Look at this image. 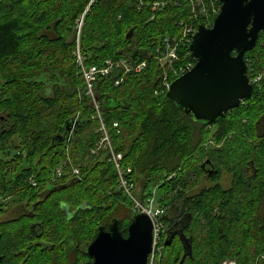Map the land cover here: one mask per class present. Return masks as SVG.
<instances>
[{"label":"trees","instance_id":"trees-1","mask_svg":"<svg viewBox=\"0 0 264 264\" xmlns=\"http://www.w3.org/2000/svg\"><path fill=\"white\" fill-rule=\"evenodd\" d=\"M86 10L81 51L87 66L148 63L141 72H113L96 84L112 145L124 154L123 167L132 168L127 178L137 197L163 188L174 200L168 212L183 199L192 239L184 264H264V32L245 54L249 77H260L252 98L211 131L167 93H155L166 70L155 58L163 40L180 37L182 22L205 24L186 0H0V264H82L100 227L117 219L126 236L136 214L106 152L92 154L100 123L74 53L76 22ZM188 51L181 42L176 65L196 62ZM251 159L257 174L249 177ZM207 161L216 166L208 178L214 184L189 194ZM223 172L232 176L228 188L218 182ZM162 238L157 264H179L183 243L165 246L164 232Z\"/></svg>","mask_w":264,"mask_h":264},{"label":"water","instance_id":"water-1","mask_svg":"<svg viewBox=\"0 0 264 264\" xmlns=\"http://www.w3.org/2000/svg\"><path fill=\"white\" fill-rule=\"evenodd\" d=\"M220 2V12L212 25L200 24L193 35L189 48L196 60L194 67L175 79L166 94L186 114L208 125L216 124L230 110L252 98L255 85L248 74L245 54L257 46L264 32V0ZM132 36L133 30L127 38ZM66 129L72 131L71 126ZM127 231L124 236L117 219L108 229L100 227L86 249L92 260L82 264H149L153 250L152 219L145 212L136 213ZM173 239L174 235L168 234L165 246H170ZM187 241L182 240L184 254L179 264L192 256L191 237Z\"/></svg>","mask_w":264,"mask_h":264},{"label":"built area","instance_id":"built-area-1","mask_svg":"<svg viewBox=\"0 0 264 264\" xmlns=\"http://www.w3.org/2000/svg\"><path fill=\"white\" fill-rule=\"evenodd\" d=\"M193 8V16L196 20L199 21L203 17L206 26H211V19L217 16L220 12L221 2L220 0H186ZM167 1H160L156 4L158 6H166ZM207 3H210L211 6H207ZM220 3V4H219ZM88 10V8H87ZM77 20L76 22V51L75 56L77 58L78 65L80 67L81 73L86 83V95L92 100V104L94 109L96 110V115L93 118H96L100 125L98 128V132L101 133L100 139L97 142L96 147L92 150V154L98 155L99 152L104 151L108 156V161L113 163L118 174H119V187L122 188L133 200L134 203V211L136 213L145 212L147 213L153 221V250L149 256L150 264H153L155 254L157 252L160 253L159 249L163 247V238L162 233L165 229V224L162 221L164 217L165 211L157 204L155 200L154 194L145 200H140L138 197L133 195V190L136 185L127 178V175L132 172V168L128 166L127 168L123 167V159L124 154L114 149L112 145L111 134L107 124L104 121V118L101 113L100 102L97 98L96 84L100 77H107L113 72H118V75H126L132 72H141L143 69L147 67V61L142 60L140 62L134 63L130 62L127 59H119L117 61L108 60L105 65H91L87 66L85 64V56H83L81 51V34L82 28L84 25V19L86 12ZM183 26V30L180 37H166L162 45L158 47L155 58L160 64L161 67L165 68L164 77L160 81V84L156 90V94L159 93H167L169 90L171 83L182 76L186 72L190 71L195 62L186 60V62L176 65V62L179 61V45L181 42L184 47H190L192 42L193 35L197 31L198 28L195 27L194 23H181ZM191 52L188 51L187 55H190ZM251 79V78H250ZM260 77L251 79L252 83H256ZM123 82V77L116 80L115 84L119 85ZM113 127L115 129L119 128V123L114 122ZM119 131V130H118ZM74 174H79V170L75 169L73 171ZM62 175V169L57 170V176ZM162 243V245H161ZM161 254V253H160ZM227 264H236L233 261H228Z\"/></svg>","mask_w":264,"mask_h":264},{"label":"flooded vegetation","instance_id":"flooded-vegetation-1","mask_svg":"<svg viewBox=\"0 0 264 264\" xmlns=\"http://www.w3.org/2000/svg\"><path fill=\"white\" fill-rule=\"evenodd\" d=\"M202 169L204 170V174L206 175V177L209 178L210 175L215 172L216 166L214 162L211 163L210 161H207L205 166L202 165ZM245 171L249 177L252 175L256 176L257 167L255 165V162L252 161V159L247 162ZM210 172L212 173L210 174ZM182 202H183V199H178V201L175 203L176 205L174 204L175 210H176L175 214L171 215L172 212L171 211L168 212V210L164 213L165 218H168L166 228L164 229V239L166 240L168 234L174 235L173 241L178 240L181 242V244H182V240L187 241V239H189L190 237V234L188 232L189 230L188 225L190 224L189 223L190 216L188 215L189 214L188 212L183 211L184 208H183ZM91 260L92 259L90 258V260H87V261H91ZM1 261H2V257H0V262ZM6 261L8 263H11L9 260H6Z\"/></svg>","mask_w":264,"mask_h":264},{"label":"rangeland","instance_id":"rangeland-1","mask_svg":"<svg viewBox=\"0 0 264 264\" xmlns=\"http://www.w3.org/2000/svg\"><path fill=\"white\" fill-rule=\"evenodd\" d=\"M207 5L208 6H211V4L210 3H207ZM182 30H183V27H182ZM182 30H181V32L180 33H182ZM76 51V50H75ZM74 54V53H73ZM157 90V89H156ZM155 93H156V91H155ZM211 126V131H214L215 129H216V126H215V124H212V125H210ZM60 169H62V168H60ZM74 171V170H73ZM191 180H193L192 181V187H190V189H189V194H191V195H194V194H196V193H198L199 191H200V189L201 188H203V187H207V186H211V185H213L214 184V182L213 181H210L207 177H206V175L204 174V172L203 173H197V175H195V176H193V178L191 179ZM224 188H228L229 186H230V184H231V182H232V176L230 175V174H228V173H226V172H223L222 173V175L220 176V180L218 181ZM162 183V182H161ZM156 186V185H155ZM163 191V188L162 189H160L159 187L158 188H155L154 189V196H155V200L157 201V204L159 205V206H161V208L166 212L167 211V209L170 207V205L169 206H167L166 204H170L171 202H172V204H173V202H174V200H169L168 199V197H167V195H166V193H167V190H165L164 192H162ZM138 192V190L136 189V187H135V189L133 190V195L135 196V197H137V195H136V193ZM11 199H12V197H7V198H5V199H2V202H8V201H11ZM0 201H1V197H0ZM176 213V210H173V212L171 213V215L172 214H175ZM15 220H16V222H18L19 221V219L18 218H14ZM165 228H166V224H165ZM165 240V239H164ZM175 241H177V240H175ZM161 245H162V243H161ZM159 251H161V252H163V247H161L160 249H159ZM160 252V253H161ZM160 253H158L157 254V252H156V254H155V258H154V261H153V264H157V260H158V258H159V254ZM228 261L229 260H226L223 264H227L228 263ZM149 264H150V260H149Z\"/></svg>","mask_w":264,"mask_h":264}]
</instances>
